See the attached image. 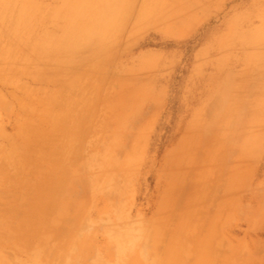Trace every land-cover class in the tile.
Listing matches in <instances>:
<instances>
[{
    "label": "rangeland",
    "instance_id": "rangeland-1",
    "mask_svg": "<svg viewBox=\"0 0 264 264\" xmlns=\"http://www.w3.org/2000/svg\"><path fill=\"white\" fill-rule=\"evenodd\" d=\"M73 1L0 0V264H264V0L188 39Z\"/></svg>",
    "mask_w": 264,
    "mask_h": 264
},
{
    "label": "crops",
    "instance_id": "crops-1",
    "mask_svg": "<svg viewBox=\"0 0 264 264\" xmlns=\"http://www.w3.org/2000/svg\"><path fill=\"white\" fill-rule=\"evenodd\" d=\"M242 8L238 10L233 0H139L131 7L128 22L168 39H188L210 23L214 34H236L237 24L247 34L257 21L253 15L240 16Z\"/></svg>",
    "mask_w": 264,
    "mask_h": 264
},
{
    "label": "bare ground",
    "instance_id": "bare-ground-1",
    "mask_svg": "<svg viewBox=\"0 0 264 264\" xmlns=\"http://www.w3.org/2000/svg\"><path fill=\"white\" fill-rule=\"evenodd\" d=\"M74 1H75V0H74ZM74 1L72 2L73 4H74ZM84 1H87V4H88V0H83L81 4H83ZM97 1H98V0H97ZM76 2H77V1H76ZM76 2H75V3H76ZM101 2H103V0H102ZM79 4H80V3L78 2L77 5H79ZM81 4H80V5H81ZM98 4H100V2H99ZM102 4H103V3H102ZM102 4H101V5H102ZM74 5H75V4H74ZM74 5H72V6H73L72 9H74ZM80 5H79L78 7L76 6L77 10L80 9ZM85 5H86V2H84V6H83V8H84V7H87V6H85ZM89 6H90V5H89ZM81 7H82V6H81ZM92 7H93V6H92ZM100 7H101V6H100ZM83 8H82V9H83ZM92 9H93V8H92ZM80 10H81V9H80ZM85 10H86V9H85ZM87 10H88V7H87ZM87 10H86V11H87ZM74 13H75V12H74ZM74 13H73V14H74ZM76 14L79 15L80 12L77 11ZM76 14H74V15H76ZM85 15H86V14H85ZM87 15H88V14H87ZM81 16H82V14H81ZM95 16H96V15H95ZM95 16H94V17H95ZM78 17H79V16H78ZM82 17L84 18V21L87 20V16H86V18H85V16H82ZM89 17H90V16H89ZM91 17H92V16H91ZM83 18L79 17V20H81V19L83 20ZM76 19H77V18H76ZM97 19H99V18H97ZM74 20H75V19H74ZM77 20H78V19H77ZM77 20H76V21H77ZM79 20H78V22H77L78 25L80 24V21H79ZM84 21H83V22H84ZM87 21H88V20H87ZM81 22H82V21H81ZM83 22H82V23H83ZM88 22H89V21H88ZM72 23H73V22H72ZM82 23H81L80 25H81V26H84V25H82ZM85 24H86V22H85ZM91 24H92V23H91ZM98 24H100V23H98ZM100 25H101V24H100ZM100 25H99V27H101ZM108 25H109V24H108ZM108 25H107V26H108ZM73 26L75 27L76 25H73ZM90 26H91V25H90ZM94 26L97 27L96 25H94ZM109 26H110V25H109ZM80 29H81V27H80ZM87 29L89 30V28H86V30H87ZM93 29H94V27H93ZM98 29H99V28H98ZM75 31H76V30H75ZM75 31H74V32H75ZM70 32H72V31H70ZM81 33H82V32H81ZM91 34H92V33H91ZM93 34H95V31H94ZM83 35H84V36H83L82 38L86 37L85 34H83ZM81 36H82V35H81ZM81 36H80V37H81ZM70 37H72V36H70ZM74 37H75V36H74ZM80 37H78V38L80 39ZM78 38H77V39H78ZM82 38H81V39H82ZM86 38H87V37H86ZM86 38H85V39H86ZM74 39H76V38H74ZM79 39H78V40H79ZM82 41L85 42L84 39H83ZM82 41H81V43H82Z\"/></svg>",
    "mask_w": 264,
    "mask_h": 264
}]
</instances>
